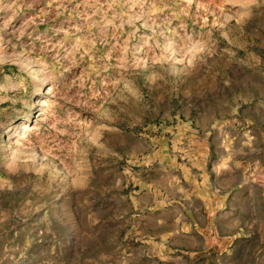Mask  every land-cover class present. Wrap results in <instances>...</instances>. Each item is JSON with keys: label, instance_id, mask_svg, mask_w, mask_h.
Masks as SVG:
<instances>
[{"label": "rangeland", "instance_id": "obj_1", "mask_svg": "<svg viewBox=\"0 0 264 264\" xmlns=\"http://www.w3.org/2000/svg\"><path fill=\"white\" fill-rule=\"evenodd\" d=\"M0 264H264V0H0Z\"/></svg>", "mask_w": 264, "mask_h": 264}]
</instances>
